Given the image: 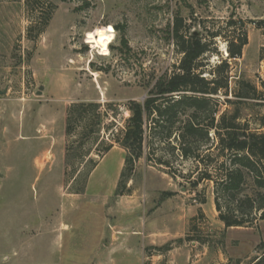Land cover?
<instances>
[{
  "label": "rangeland",
  "instance_id": "obj_1",
  "mask_svg": "<svg viewBox=\"0 0 264 264\" xmlns=\"http://www.w3.org/2000/svg\"><path fill=\"white\" fill-rule=\"evenodd\" d=\"M177 16L204 38L205 28L246 24L243 56L229 60V97L216 99L219 117L239 108L242 123L260 129L264 101L227 100L237 103L239 81L264 96V0H0V264H264V221L226 228L214 184L192 186L204 166L182 161L158 132L123 178L128 152L113 136L122 137L130 104L179 66ZM215 43L208 71L228 60L226 40ZM75 103L101 105L99 143L94 128L68 138Z\"/></svg>",
  "mask_w": 264,
  "mask_h": 264
},
{
  "label": "trees",
  "instance_id": "obj_2",
  "mask_svg": "<svg viewBox=\"0 0 264 264\" xmlns=\"http://www.w3.org/2000/svg\"><path fill=\"white\" fill-rule=\"evenodd\" d=\"M256 25L262 29L264 21ZM228 27L234 31L225 34L205 28L208 37L204 38L201 32H192L182 17L175 18L170 37L182 56L180 64L171 76L157 83L143 104H130L126 129L122 137L113 136V143L128 152L123 173V178L128 179L134 175L147 145H151L149 139L158 132L160 142L168 144L172 152L178 150L182 161L196 162L198 170L204 166L199 172L202 175L191 181L192 186L197 189L202 182L214 184L216 210L226 228H245L264 221V117L256 130L248 122L242 123L239 108L231 115L224 113L219 117L221 105L216 97L222 93L229 97V60L241 59L249 42L244 22L231 20ZM219 38L227 42L228 60L208 71L205 58L216 52L212 46ZM235 98L237 103L227 100V104L264 101L257 87L246 81H239ZM204 115L208 121H201ZM102 119L100 104L75 103L67 111L66 134L68 138L74 134L82 137L94 128L92 143H96ZM172 140L177 146L171 147ZM112 148L113 144L103 152L99 150V156H105ZM157 165L172 170L164 159H159ZM97 166L93 163L89 174ZM78 173L82 174L74 171V175ZM77 181L78 177L72 184ZM159 250L169 251L170 245Z\"/></svg>",
  "mask_w": 264,
  "mask_h": 264
}]
</instances>
